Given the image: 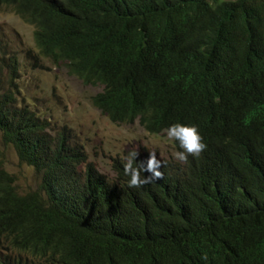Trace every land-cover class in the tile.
Instances as JSON below:
<instances>
[{
    "label": "trees",
    "instance_id": "obj_1",
    "mask_svg": "<svg viewBox=\"0 0 264 264\" xmlns=\"http://www.w3.org/2000/svg\"><path fill=\"white\" fill-rule=\"evenodd\" d=\"M4 8L34 26L43 60L102 86L93 105L113 123L195 125L206 147L137 187L117 158L109 180L19 103L20 52L0 32V133L40 176L22 192L0 161V264H264V0Z\"/></svg>",
    "mask_w": 264,
    "mask_h": 264
},
{
    "label": "rangeland",
    "instance_id": "obj_2",
    "mask_svg": "<svg viewBox=\"0 0 264 264\" xmlns=\"http://www.w3.org/2000/svg\"><path fill=\"white\" fill-rule=\"evenodd\" d=\"M34 30L32 24L12 9L0 10V32L20 52L19 103L43 118L51 137L65 135L70 145L85 155L87 163H92L112 181L116 179L114 160L125 161L130 151L154 152L159 161L178 160L174 140L166 132L150 134L140 122L115 124L97 109L93 98L102 91V86L87 85L70 74L65 65L55 66L43 60L36 48ZM0 161L15 176L22 192L37 190L39 174L20 161L1 133Z\"/></svg>",
    "mask_w": 264,
    "mask_h": 264
},
{
    "label": "clouds",
    "instance_id": "obj_3",
    "mask_svg": "<svg viewBox=\"0 0 264 264\" xmlns=\"http://www.w3.org/2000/svg\"><path fill=\"white\" fill-rule=\"evenodd\" d=\"M139 122V121H137ZM166 134L169 139L175 140L178 144L180 151L175 153V158L179 161H185L187 155L193 156L199 155V153L205 149L206 145L202 142V137L195 125L172 123L166 129ZM137 152L130 151L125 156V163L123 165L125 174L129 177L128 186L137 187L144 183L150 182V180L158 179L161 176L160 161L157 160L154 152L149 153L148 159L139 163L140 168L134 167ZM149 173L148 176H144L142 179L140 171Z\"/></svg>",
    "mask_w": 264,
    "mask_h": 264
}]
</instances>
